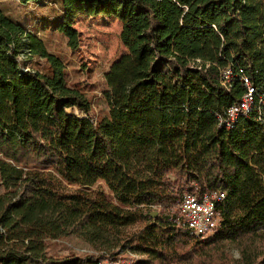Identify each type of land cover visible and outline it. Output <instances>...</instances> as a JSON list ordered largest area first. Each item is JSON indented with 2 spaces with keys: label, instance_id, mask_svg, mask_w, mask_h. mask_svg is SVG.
<instances>
[{
  "label": "trees",
  "instance_id": "obj_1",
  "mask_svg": "<svg viewBox=\"0 0 264 264\" xmlns=\"http://www.w3.org/2000/svg\"><path fill=\"white\" fill-rule=\"evenodd\" d=\"M18 1L50 5L39 21L71 49L75 13L113 15L125 52L103 74L98 114L0 9V264L264 263V133L254 110L231 128L218 118L245 92L241 74L256 106L264 96V0ZM214 188L220 226L200 240L174 220L177 203ZM69 236L94 252H49Z\"/></svg>",
  "mask_w": 264,
  "mask_h": 264
},
{
  "label": "rangeland",
  "instance_id": "obj_2",
  "mask_svg": "<svg viewBox=\"0 0 264 264\" xmlns=\"http://www.w3.org/2000/svg\"><path fill=\"white\" fill-rule=\"evenodd\" d=\"M41 5L21 3L18 0H0V9L15 20L22 22L28 30L36 32L43 40L48 52L58 56L64 63L68 82L81 84L91 96L93 110L98 114L104 113L106 105L102 97V92L105 89L103 74L110 64L125 52V47L119 38L121 22L113 15L75 13L71 18V26L77 31L78 41L77 48L71 49L65 35L50 27L42 26L40 21L43 17L50 16L52 10L50 5ZM25 63L26 67H32L35 59L27 60ZM100 185L106 191V188L102 184ZM0 191H2L1 187ZM140 227V224H135L130 226L129 230L136 231ZM208 236L200 240H204ZM48 250L56 255L69 253L81 255L94 252L74 236L49 241ZM226 250L227 255L233 259L239 258L238 250L235 247L227 246ZM197 252L200 251L197 250ZM129 256L135 257L134 254H129ZM124 258L120 260L119 264L127 263ZM261 260H264V257Z\"/></svg>",
  "mask_w": 264,
  "mask_h": 264
},
{
  "label": "built area",
  "instance_id": "obj_3",
  "mask_svg": "<svg viewBox=\"0 0 264 264\" xmlns=\"http://www.w3.org/2000/svg\"><path fill=\"white\" fill-rule=\"evenodd\" d=\"M231 71L230 67H226L223 70V76L230 77ZM241 79L246 85L245 92L239 101L229 105L223 111V114L218 117L219 122L223 123L224 127L231 128L239 117L247 116L254 110V118L264 133V96L257 94L256 106L255 87L244 74H241ZM260 177L264 185V171L260 173ZM224 197L225 191L217 188L206 189L200 193L185 191L177 203L174 220L190 234L202 239L219 228Z\"/></svg>",
  "mask_w": 264,
  "mask_h": 264
}]
</instances>
